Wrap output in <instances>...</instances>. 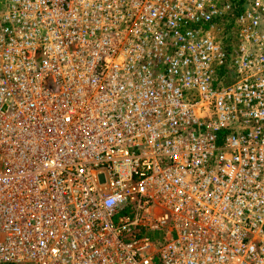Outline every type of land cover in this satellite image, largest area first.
Segmentation results:
<instances>
[{"label": "built area", "instance_id": "1", "mask_svg": "<svg viewBox=\"0 0 264 264\" xmlns=\"http://www.w3.org/2000/svg\"><path fill=\"white\" fill-rule=\"evenodd\" d=\"M0 264H264V0H0Z\"/></svg>", "mask_w": 264, "mask_h": 264}]
</instances>
